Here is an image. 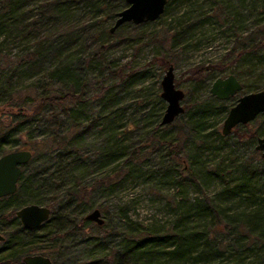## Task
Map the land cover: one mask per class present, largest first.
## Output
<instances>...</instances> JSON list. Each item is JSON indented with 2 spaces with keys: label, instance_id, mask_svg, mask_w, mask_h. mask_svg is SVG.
I'll return each mask as SVG.
<instances>
[{
  "label": "trees",
  "instance_id": "1",
  "mask_svg": "<svg viewBox=\"0 0 264 264\" xmlns=\"http://www.w3.org/2000/svg\"><path fill=\"white\" fill-rule=\"evenodd\" d=\"M230 1L222 0L223 8L219 1H215L218 7L213 17L220 19L233 35V45L228 53H235L243 61L245 56H254L260 62L258 51L264 45V26L259 21L262 6L256 8L251 19L244 20L240 1L236 0L235 4ZM228 5H232L233 10L228 9ZM116 6L122 9L125 3L123 0H0V155L14 147L31 152L28 162L20 167L15 192L0 197V264H22V256L28 254L45 255L52 264H58L55 256L68 253L65 237L80 233L81 226L88 220L82 215L69 228L59 230L51 227L52 216L58 210L72 213L68 208L70 204L83 201L88 192L102 185L104 180L111 181V177L104 176L76 188L100 167L121 159L122 167L130 171L145 156L142 146H138L137 152L117 146L124 131H128L127 125L125 129L122 126L112 129L114 119L124 117L119 111H126L122 98L125 86L139 76L137 72L125 73L120 66L114 69L103 54L113 47L110 38L121 29L128 27L126 36L120 31L114 38L118 42L124 41L123 38L129 37L131 32L142 35L137 28L149 22L123 23L114 32H109L108 28L107 41L97 42L95 36L101 30L96 27L102 29L104 22L114 18L120 10ZM99 12L101 15L93 18L92 15ZM208 17L212 16L192 15L159 41L161 48H165V43L168 46L165 52L159 51L166 57H153L161 69L175 64L173 50ZM239 17L242 21H251L245 32L235 24ZM245 26L241 25L242 28ZM92 28L96 32L90 34ZM18 42H24V48L20 49L18 56H9L3 45L11 47L12 43ZM92 42L95 45L91 54H85L78 65L76 55L84 53ZM93 66H98L99 73L106 71L108 77L118 81L111 85H95L93 77L87 74ZM212 67L195 65L189 69V77L198 88L209 74L224 70L223 66ZM234 72L230 70L228 73L235 76L237 72ZM241 85L243 89L242 82ZM206 95L212 98L213 104L200 99L194 88L188 90L183 96V112L166 125H159L160 110L151 114L154 125L150 132L152 141L156 140L157 129L162 126L174 125L177 134L191 142L203 133V120L207 117L214 114L222 123L234 103L233 98L216 100L209 93ZM157 99L162 104L159 94ZM95 106L97 112L89 114ZM109 106H114V112L119 114L112 116L101 112L103 107ZM263 116L264 112L247 124L234 126L231 131L245 129ZM39 120L43 121L41 125ZM30 122L36 125L34 129L38 132L33 133L28 127ZM94 131L100 137L95 148L91 149L89 136ZM213 131L218 134L215 127ZM233 132L242 138L246 135L247 143L253 146L256 138L264 134L258 130L243 131L244 136ZM179 135L177 139L172 136L160 140L166 145L170 158L166 164L157 166L160 171L156 173L161 178H169L166 183L174 185L177 190L173 195L180 196L179 204L174 205L173 218L158 228L133 223L134 227L116 234L112 248L103 254L91 253L92 243L88 240V252L80 255L74 264H264V172L257 171L252 165L253 157L243 159L239 175L225 182L219 192L204 193L190 203L184 202L185 196L179 195L178 191L197 188L205 176L194 170L192 160L187 166L184 164L181 154L186 143L179 141ZM10 141L12 144L8 147ZM252 154L256 156L259 152L253 148ZM209 173L210 170L206 176ZM30 203L44 205L50 210L48 220L34 230L23 229L13 214L18 207ZM230 203L234 206L230 207ZM103 223H94L92 233L99 234ZM102 238L90 239L99 242Z\"/></svg>",
  "mask_w": 264,
  "mask_h": 264
},
{
  "label": "rangeland",
  "instance_id": "2",
  "mask_svg": "<svg viewBox=\"0 0 264 264\" xmlns=\"http://www.w3.org/2000/svg\"><path fill=\"white\" fill-rule=\"evenodd\" d=\"M215 1L220 2L221 8L224 7L222 0H169L157 20L137 28L138 31L143 32L142 35H138L136 31L135 33L131 32L129 37L123 38L124 41L118 42L114 38L119 36L120 31L124 36L127 35L128 27H124L117 32L115 37L110 38L114 45L103 54V58L112 62L114 69L120 66V68H124L125 73L137 72L139 76L134 82L127 84L123 91L122 98L126 105V111L124 113L119 111V113L124 114V117L118 116L114 119V127L112 129H115L116 126H122V128L126 125L128 126V131H124L123 139L118 142L117 146L119 148L135 149L136 152L138 146H142L145 156L140 158L130 171L122 167L121 159L108 162L103 167H100L99 171L94 172L92 176L84 178L76 188L85 184L88 185L94 179L104 176L111 177V181L107 182L104 180V183L94 187V190L90 191L89 189L90 192H88L87 197L83 201L75 203L76 205L70 204L68 208L72 213L58 210L52 216L51 227L65 230L92 208H98L100 217L104 222L103 230L99 231V234L92 233L94 223L91 221H86L81 226L80 233L68 234L65 237L64 244L67 246L69 254L67 253L66 256L57 254L55 259L58 264H74V261L80 255L88 252V240L92 243L90 246L91 253L94 255L103 254L112 248L116 240V234L119 235L122 232H126L130 226L134 227L133 223L139 226L158 228L173 218L174 205L179 204L180 196L173 195L174 193L176 194L177 190L174 185L166 183L170 181L169 178H161L156 173L160 171L157 166L166 164L170 158L165 149L166 145L162 144L160 140L172 136L176 138L179 134H177L174 125L162 126L157 129L158 134L156 135L158 136L155 137L156 140L152 141L150 132L153 131L154 126L151 114L158 110L162 113L165 105L163 100L161 104L157 97L160 91L159 81L166 67L161 69L159 62L153 60V57L167 56L164 53H160L168 50L167 43L164 45L165 48H161L159 41L176 30L180 22L188 20L192 15L194 17L199 14L212 16L208 17L203 23L197 24L195 31L191 33L192 35L185 39L182 45L173 50L172 56L176 59L173 65V82L176 87L184 91L185 95H187L188 90L194 88L200 99L213 104L212 98H208L206 95L208 94L209 85L215 76L223 77L230 70L237 72V74L234 72L235 76L244 86L233 97V100L242 93L264 88V45L258 51L261 58L260 62H257L254 56H245L243 61L237 58L235 53H228L233 45V35L229 29H225L220 19L213 18L218 7ZM239 1L241 3L239 8L243 14L241 18L244 20L246 18L251 19L256 12V8L259 5L262 6V12L259 15L262 19L259 21L264 26V0ZM230 2L235 4L236 0ZM231 6L228 5V9H232ZM116 8L118 10L121 9L117 6ZM100 15L101 12L92 16L97 18ZM242 19L239 17V21H236L235 24L237 27L240 26L242 32H245L251 26V21H242ZM113 20L114 18L104 22L102 29L99 26L96 27V29L99 28L101 30L100 34L95 36L97 42L107 41L106 29L112 25ZM242 24L246 25L245 28L241 27ZM96 29L92 28L90 34L96 32ZM24 45V42H18V44L12 43L11 47L3 46L8 50L9 56L14 57L20 54V49L24 48ZM94 45L95 42L90 43L84 53L77 54L76 63L81 61L85 54H91ZM78 65H80V62ZM195 65L210 69L213 68L212 66H223L224 70L223 72L216 71L209 74L203 85L200 84L201 87L198 88V85L189 77V69ZM87 74L93 77L95 85H111L118 81L117 78L111 79L108 77L106 71L99 73L98 66L91 67L90 70H87ZM47 82L49 81L47 80ZM54 87H56L55 84ZM181 104H184V99ZM114 108V106L103 107L101 112L111 113L112 116L118 115V112H114ZM94 111L97 112L96 106L89 111V114H93ZM189 112H192V110ZM0 117L2 116L0 115ZM127 118L130 120L125 122ZM217 120L218 116L214 114L204 119L203 133L201 132L199 138L195 141L183 140L184 136L182 134L178 137L179 141L186 143V147L181 154L186 162L184 164L187 166L189 160H192L194 170L205 176L197 188L193 187L188 188L186 191H182L183 189L178 191L179 195L183 194L185 196L184 202L190 203L193 198L200 197L204 193L212 195L219 192L225 182H230L239 175L243 159L246 160L253 157L252 165L257 171L264 172V161L259 155L253 156V144L247 143V136L243 133V131L247 133L252 130L264 132V116L248 125L245 129L233 130L241 133L242 136L245 135L243 138L233 131L228 135L222 136L220 134L221 121ZM42 122V120H39L38 123L41 125ZM35 126L32 122L28 125L29 128L33 129V133L38 132V129H34ZM214 127L217 129L218 134L213 131ZM99 137L97 131L92 132L89 136V139L92 140L91 149L95 148ZM11 144L12 141L8 143V147ZM12 150H18V148L14 147ZM187 154L188 156H186ZM209 170L210 173L206 176V172ZM232 206L234 204L230 203V207ZM107 234H109L108 237ZM98 236L101 238L105 236V239H99V242L90 239ZM84 246H87L86 250H84Z\"/></svg>",
  "mask_w": 264,
  "mask_h": 264
},
{
  "label": "water",
  "instance_id": "3",
  "mask_svg": "<svg viewBox=\"0 0 264 264\" xmlns=\"http://www.w3.org/2000/svg\"><path fill=\"white\" fill-rule=\"evenodd\" d=\"M125 6L114 15L109 32H112L123 23L137 25L156 20L163 12L167 0H123ZM159 97L165 103L159 125L171 123L175 117L183 112L181 100L184 92L176 87L173 82V66L167 65L159 81ZM241 84L233 74L225 77H215L209 85L208 93L217 100H227L239 93ZM264 112V91L257 90L238 95L231 105L220 127L221 135L230 133L234 126L247 124ZM254 150L259 152L264 160V134L255 140ZM31 157L28 149L7 151L0 155V197L11 195L15 192L16 183L21 173V166ZM49 208L34 203L25 204L14 210L13 214L18 219L20 226L26 230H34L48 220ZM84 219L102 224L103 219L97 208L91 209L84 215ZM2 236L0 235V241ZM22 264H52L48 256L41 254H28L21 258Z\"/></svg>",
  "mask_w": 264,
  "mask_h": 264
},
{
  "label": "flooded vegetation",
  "instance_id": "4",
  "mask_svg": "<svg viewBox=\"0 0 264 264\" xmlns=\"http://www.w3.org/2000/svg\"><path fill=\"white\" fill-rule=\"evenodd\" d=\"M228 74H229V73H228ZM228 74H226V75H228ZM230 74H232V73H230ZM226 75H225V76H226ZM233 75H234V74H233ZM225 76H223V77H225ZM238 81L240 82V80H238ZM240 84H241V82H240ZM241 86H242V85H241ZM237 94H238V93H237ZM235 95H236V94H235ZM235 95H234V96H235ZM234 96H232V97H230V98H233ZM212 97H213V96H212ZM236 97H237V96H236ZM236 97L234 98V102H235ZM213 98H214V97H213ZM230 98H228V99H230ZM214 99H215V98H214ZM228 99H227V100H228ZM216 100H217V99H216ZM233 104H234V103H233ZM233 104H232V105H233ZM230 132H231V131H230ZM49 214H50V212H49Z\"/></svg>",
  "mask_w": 264,
  "mask_h": 264
}]
</instances>
